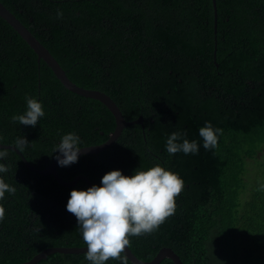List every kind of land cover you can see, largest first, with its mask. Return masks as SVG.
<instances>
[{
	"label": "trees",
	"instance_id": "obj_1",
	"mask_svg": "<svg viewBox=\"0 0 264 264\" xmlns=\"http://www.w3.org/2000/svg\"><path fill=\"white\" fill-rule=\"evenodd\" d=\"M0 1L73 82L107 93L126 120L143 117L104 151L59 166L64 180L86 175L99 185L111 170L132 175L156 165L183 179L175 213L152 234L129 237L137 257L149 261L170 247L184 264H264V0H216V35L212 0ZM26 96L42 101L36 127L11 119L26 111ZM209 121L221 132L217 147L205 150L199 129ZM115 127L102 102L68 90L0 16V143L21 153L0 149L8 169L0 179L15 188L0 200V264L48 247L87 246L66 210L71 190L87 183L64 186L23 158L43 169L63 135L77 133L84 147L105 142ZM176 131L198 141L199 154L169 155ZM36 264L89 262L85 253H53Z\"/></svg>",
	"mask_w": 264,
	"mask_h": 264
},
{
	"label": "clouds",
	"instance_id": "obj_2",
	"mask_svg": "<svg viewBox=\"0 0 264 264\" xmlns=\"http://www.w3.org/2000/svg\"><path fill=\"white\" fill-rule=\"evenodd\" d=\"M62 16L63 13H57ZM26 111L11 117L14 123L36 127L45 111L42 101L26 96ZM221 130L209 121L199 129L205 150L218 145ZM27 141H18L22 147ZM81 138L75 132L62 136L54 153L60 167L78 162L82 147ZM165 150L169 155L183 152L185 155L199 154L200 145L189 140L186 132H172L168 137ZM5 154L0 152V160ZM8 169L0 164V174ZM264 187V186H262ZM184 188V181L178 173L160 165L147 170L135 171L125 175L121 169H114L103 175L99 185L86 189L74 188L66 210L77 218L84 243L87 245L85 259L89 264H106L109 259L128 264L125 251L130 246V236L140 237L157 231L166 219L176 210V197ZM14 193L15 188L0 179V200L5 193ZM5 216L0 207V223ZM123 253V255H122Z\"/></svg>",
	"mask_w": 264,
	"mask_h": 264
},
{
	"label": "water",
	"instance_id": "obj_3",
	"mask_svg": "<svg viewBox=\"0 0 264 264\" xmlns=\"http://www.w3.org/2000/svg\"><path fill=\"white\" fill-rule=\"evenodd\" d=\"M212 6L214 10V33H217V3L216 0H212ZM0 16L12 27L14 30L26 41V43L34 50V52L38 55V62L43 59L48 66L51 68L53 73L56 75L58 80L70 91L79 94L81 96L87 98H93L102 102L109 111L113 114L116 122V127L114 131L110 134L109 138L100 144L84 146L82 147L81 153L79 156L84 154H91V153H99L104 151L105 149L109 148L113 145L116 140L121 135L123 129L132 124H143V117L140 115L137 119L128 121L125 119L121 109L115 103V101L105 92L96 90V89H89L82 86L77 85L73 82L66 71L63 69L59 61L54 57V55L49 51V49L32 33V31L10 10L8 9L1 1H0ZM216 51H217V38L215 36V47H214V59L216 62ZM12 149L17 151L19 154L20 151L14 145H5L0 143V149ZM27 166L36 171L38 173L44 175H53L54 178L60 182L64 186H74L76 185L77 181L82 179L84 180L87 185L90 187L94 185L92 181L86 175H77L71 181L64 180L58 174V162L55 158L49 165H47L43 169H39L33 165H31L26 158H23ZM87 246H55V247H48L38 254H36L32 259L18 264H36L40 260L47 258L48 255L53 253H86ZM127 253L128 259L133 264H159L163 259L169 258L171 259L174 264H184L180 256L170 247H163L161 248L156 256L149 261L142 260L137 257L130 247L126 246L125 249Z\"/></svg>",
	"mask_w": 264,
	"mask_h": 264
}]
</instances>
